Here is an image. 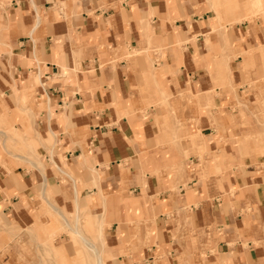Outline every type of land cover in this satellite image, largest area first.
Segmentation results:
<instances>
[{
    "label": "crops",
    "instance_id": "crops-1",
    "mask_svg": "<svg viewBox=\"0 0 264 264\" xmlns=\"http://www.w3.org/2000/svg\"><path fill=\"white\" fill-rule=\"evenodd\" d=\"M250 1L0 0V264H264Z\"/></svg>",
    "mask_w": 264,
    "mask_h": 264
},
{
    "label": "rangeland",
    "instance_id": "rangeland-1",
    "mask_svg": "<svg viewBox=\"0 0 264 264\" xmlns=\"http://www.w3.org/2000/svg\"><path fill=\"white\" fill-rule=\"evenodd\" d=\"M248 8L252 12L251 15L253 16L252 17L253 19L254 18L264 19V0H256V1L251 0L249 2V4H248ZM244 20L245 21H250L251 20L250 15L247 14ZM263 82H264V80H263ZM261 94L263 95V98H264V93H261ZM261 109H264V107L261 108ZM254 116H257V114L253 115L251 117V120L252 119H253V121L255 120V123H256L255 125H257V127H260L261 126V124H260L261 123V118L255 117V119H254ZM50 142H51V140H50ZM37 156H38V160H39L40 159V154L38 153ZM0 225H1V223H0Z\"/></svg>",
    "mask_w": 264,
    "mask_h": 264
}]
</instances>
